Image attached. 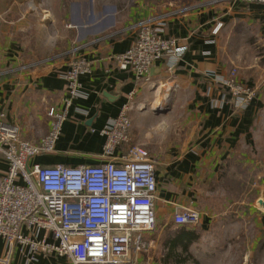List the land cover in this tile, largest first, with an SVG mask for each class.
<instances>
[{"label": "crops", "instance_id": "obj_1", "mask_svg": "<svg viewBox=\"0 0 264 264\" xmlns=\"http://www.w3.org/2000/svg\"><path fill=\"white\" fill-rule=\"evenodd\" d=\"M212 1L51 0L49 7L59 11L44 9V24L32 14L21 18L25 0H0V111L24 138L38 141L50 125L48 110L65 108L62 75L69 59L91 62V72L80 77L81 96L68 107L57 152L36 161L76 165L92 162L87 154H95L96 162L107 120L131 92L143 105L130 112V136L157 161L158 223L147 235L152 244L141 264H264V65L254 53L244 58L251 39L264 40V2ZM157 14L166 18L162 34L185 50L161 58L148 79L136 82L112 57L132 43L134 20ZM51 23L60 28L53 36ZM244 60L247 66L239 64ZM234 64L236 81L257 89L243 110L235 109L220 80ZM185 205L200 211L195 227L173 223L175 208ZM6 253L0 239V259ZM9 264L65 260L40 256L26 263L15 250Z\"/></svg>", "mask_w": 264, "mask_h": 264}, {"label": "built area", "instance_id": "obj_2", "mask_svg": "<svg viewBox=\"0 0 264 264\" xmlns=\"http://www.w3.org/2000/svg\"><path fill=\"white\" fill-rule=\"evenodd\" d=\"M165 19L157 14L134 21L132 43L112 57L136 82L148 79L161 58H175L185 50L177 47L178 39L162 34ZM219 27L217 23L212 32ZM69 62L62 75L68 95L65 108L48 110L50 125L38 141L24 138L0 111V164L4 165L0 171V239L7 249L0 264H9L15 250L26 263L40 256H56L64 258L65 264H141V254L152 244L147 235L157 228V161L143 145L131 143L130 112L143 107L133 101L132 92L117 115L101 128L104 143L96 162L95 154H87L92 162L76 165L35 160L57 152L68 107L81 96L80 77L91 72L85 56H72ZM236 76L233 67L220 80L235 109L243 110L257 89L237 82ZM200 217L198 209L185 205L175 208L172 220L176 226L195 227Z\"/></svg>", "mask_w": 264, "mask_h": 264}, {"label": "rangeland", "instance_id": "obj_3", "mask_svg": "<svg viewBox=\"0 0 264 264\" xmlns=\"http://www.w3.org/2000/svg\"><path fill=\"white\" fill-rule=\"evenodd\" d=\"M49 1H51V0H25L24 3L21 2V10H20V16H21V18L24 19L25 16H26V14H28V15L29 14H32V15H35L36 16V19L39 18L40 20H43V22H45L44 24H46L47 23L46 22V19H47V16L46 15H48V13H46L44 9L51 10L52 13H55V11H59V8H54L53 6L52 7H49V5H50ZM45 4L48 5V8L42 6V5H45ZM53 4H54V1H53ZM31 5H33V6H31ZM156 6L154 8H156ZM147 8L151 9L152 7H147ZM154 8H152V9H154ZM141 19H143V18H137L134 21H139ZM3 22L8 23L4 19H3ZM59 30H60V28H59V25L58 24L51 23V26H50L49 29H47V32L50 31L51 36H53L55 33H58ZM250 30H248V34H250ZM21 34L24 37L23 38V41H26L27 38H28L27 37V33L22 32ZM42 35H39V36H42ZM246 37L247 36H245V38ZM36 39L40 40L41 42L44 41V37H42V38H36ZM23 41L20 39V42L21 43H23ZM56 42H57V40H56ZM250 42L252 43V46L249 45L250 47L249 46L245 47L244 50L246 52H245V57L244 58L246 59L248 56H249V58H251V53H254L255 56H257L256 60L259 61L262 65H264V40H262V38L261 39H256L254 37L253 39L250 40ZM244 43L246 44V42H244ZM253 44H255V45H253ZM258 56H259V58H258ZM248 62L249 61H245V62L239 61V64H244V66H247L248 65ZM235 67H237V66L235 65ZM63 128H64V125H63ZM63 128H62V133H63ZM62 133H61V135H62ZM3 250H4V248H3Z\"/></svg>", "mask_w": 264, "mask_h": 264}, {"label": "water", "instance_id": "obj_4", "mask_svg": "<svg viewBox=\"0 0 264 264\" xmlns=\"http://www.w3.org/2000/svg\"><path fill=\"white\" fill-rule=\"evenodd\" d=\"M151 70V69H150ZM150 72V71H149ZM260 204L264 206V201L260 200Z\"/></svg>", "mask_w": 264, "mask_h": 264}, {"label": "bare ground", "instance_id": "obj_5", "mask_svg": "<svg viewBox=\"0 0 264 264\" xmlns=\"http://www.w3.org/2000/svg\"><path fill=\"white\" fill-rule=\"evenodd\" d=\"M166 85L165 84H163V85H161V87H165ZM168 88V87H167Z\"/></svg>", "mask_w": 264, "mask_h": 264}]
</instances>
